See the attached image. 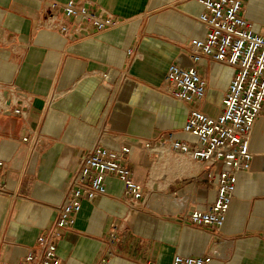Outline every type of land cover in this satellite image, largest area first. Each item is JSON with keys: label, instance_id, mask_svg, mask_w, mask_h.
I'll use <instances>...</instances> for the list:
<instances>
[{"label": "crops", "instance_id": "1", "mask_svg": "<svg viewBox=\"0 0 264 264\" xmlns=\"http://www.w3.org/2000/svg\"><path fill=\"white\" fill-rule=\"evenodd\" d=\"M51 1L68 0H0V181L11 193L0 194V261L35 249L72 171L100 135L108 149L129 147L128 166L145 206L128 211L123 182L107 175L105 193L83 199L72 228L57 241L61 264H97L110 222L119 240L109 264H171L175 254L210 251L206 264H264V110L249 139L251 165L237 173L217 231L183 214L214 200L208 175L218 165L145 148L169 132L195 140L181 130L187 106L162 86L168 64H193L187 45L206 32L196 18L200 1L73 0L113 24L96 30L67 21L70 34L58 29L66 19ZM243 1L245 17L264 36V0ZM195 66L206 81L198 107L215 117L234 69L208 59Z\"/></svg>", "mask_w": 264, "mask_h": 264}, {"label": "built area", "instance_id": "2", "mask_svg": "<svg viewBox=\"0 0 264 264\" xmlns=\"http://www.w3.org/2000/svg\"><path fill=\"white\" fill-rule=\"evenodd\" d=\"M199 1L203 9L196 18L206 32L203 38H193L187 45L188 57L193 64H168L162 86L164 92L187 106L181 130L194 135L195 140L175 139L169 132L160 141L145 143V148L154 154L170 150L187 154L200 163L218 165L217 171L208 175L209 182L216 188L214 200L202 209L183 214V218L193 225L217 231L224 224L237 173L248 169L253 159L249 139L257 118L264 110V36L255 29L254 22L245 17L243 0ZM50 6L62 11L66 21L60 23L58 29L64 34L72 31L67 21L76 27L91 26L96 30L113 24V21L102 18L99 12L73 0L51 1ZM127 54L131 59L133 49H127ZM202 59L234 69L222 96L221 111L215 117L198 107L204 97L206 81L195 63ZM12 111L20 112L18 108ZM100 140L99 135L82 154L64 187L61 201L53 206L55 216L51 224L37 236L35 249L17 261H0V264H61L56 252L57 241L72 228L81 201L105 193L104 179L107 175L118 177L123 182V201L128 211H138L145 206V193L142 186L133 180L128 166L129 147L121 145L119 149L111 150ZM0 194H11L2 181ZM261 237L264 239V233ZM118 240V225L110 222L103 239L104 252L97 264H109L116 254L115 243ZM212 257V251L195 256L175 254L171 264H206Z\"/></svg>", "mask_w": 264, "mask_h": 264}]
</instances>
